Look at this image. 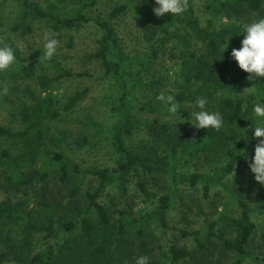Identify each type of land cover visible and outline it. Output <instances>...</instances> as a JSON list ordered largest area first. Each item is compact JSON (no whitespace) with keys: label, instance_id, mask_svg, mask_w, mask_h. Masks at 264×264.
I'll use <instances>...</instances> for the list:
<instances>
[{"label":"rangeland","instance_id":"1","mask_svg":"<svg viewBox=\"0 0 264 264\" xmlns=\"http://www.w3.org/2000/svg\"><path fill=\"white\" fill-rule=\"evenodd\" d=\"M35 1L45 10L62 17L76 15L81 6L80 0ZM252 1L254 12L241 20L227 16L217 6L207 7L204 0H193V6L202 28L218 30L231 24L242 26L264 17V0ZM127 2L134 8L146 9L148 13L142 21H137L133 18L132 10L127 9L110 19L117 38L114 54L131 62L150 56L162 36L158 17L152 11L154 0H97L85 11L91 17L108 18L115 6ZM143 3H146V7ZM23 11L19 0H0V46L14 45L18 52L16 62L7 72L0 73V91L4 87L8 88L7 94L0 95V125L12 131L22 130V113L28 112L37 118L39 103L47 95L54 100V108L58 110L59 116L54 120L43 121L42 139L33 134L21 138L0 135V150L7 149L12 155L30 150L38 159L33 177L26 184H16L10 179V169L0 165V200L7 201L17 215L14 220H0V251L7 255L2 263L36 264L32 256L48 249L53 261L58 264H95L90 249L96 239L84 236L79 224V217L84 212L94 223L97 219L96 211L89 208L87 194L95 192L100 181L88 171L110 170L115 166L118 154L112 144V135L123 116V103H126L129 115L126 132L122 135L126 147L133 152L146 153L154 165H168L169 158L164 146H153L155 131L165 122L173 125L188 118L185 109L190 112L188 106L192 102H179L180 117L165 120L163 114L166 109L156 97L161 91L175 96L184 91L183 66L190 51L172 41L158 52L156 58L128 66L129 72L120 80L115 73H108L101 59L95 56L100 48L102 34L96 26L89 24L79 29L56 27L53 22L30 13L27 18L28 30H13L12 27L20 22ZM173 16L171 30L187 36L191 42L190 50L195 51L197 56H205V46L190 33L183 14ZM49 30L57 34L60 43L56 54L51 59H44V37ZM242 39L243 34L240 42ZM60 69L69 70L74 75L58 79L46 89L37 85L36 75L52 77L58 75ZM78 73L84 74L79 76ZM227 77L222 76V79L226 81ZM237 82L241 84L240 77ZM242 86L241 91L229 86L198 96L208 98L209 110L221 111V102L227 95L245 98L257 91L256 81H247ZM85 88V97L72 109L64 111L68 98ZM258 102H262L260 98L253 100V103ZM238 126L230 125L235 127L232 136H228L226 130L222 141H216L205 153L181 160L174 166L173 172L149 174L138 171L129 177L124 189L112 183L99 191L96 200L107 207L111 216L112 255L113 252H119L122 264H135L136 258L142 255L150 258V264L233 263L234 253L223 248L224 239L234 237L233 230L223 229L217 223L211 229L215 236H202L205 243L203 249L196 246L192 236H182L180 231L204 228L208 223L217 221L219 215L238 216L240 210L237 199L251 207L264 204V186L254 180L248 168L251 157L246 151L242 152V157L230 174L220 181L215 180L222 176L228 161L224 150L233 147L234 141L240 145L246 141L237 132ZM73 140H86V143L81 148L73 149L68 146V142ZM255 146H250V149L254 151ZM57 152L76 163L81 172L69 171L66 179L61 180L56 168L49 166L48 177L41 178L44 160H50ZM181 154L179 149L177 158ZM195 173L214 180L209 184L207 195L204 194L201 180L188 187L189 179ZM173 174L181 183L178 187ZM139 182L144 184V190L139 188ZM163 195H169L166 210L168 229L162 227L153 214ZM46 205L53 208L55 232L44 239L43 232L28 230L26 223H45L52 213ZM251 220L256 227L248 244L253 260L248 259L242 264H264V214L254 211ZM68 221L75 222V228L69 231L63 227ZM124 221L125 229L120 232V225ZM202 233L205 235L206 231ZM171 245L190 252L194 259L172 262L166 255ZM24 246L30 248L29 256L24 254Z\"/></svg>","mask_w":264,"mask_h":264},{"label":"trees","instance_id":"2","mask_svg":"<svg viewBox=\"0 0 264 264\" xmlns=\"http://www.w3.org/2000/svg\"><path fill=\"white\" fill-rule=\"evenodd\" d=\"M22 8L24 9L21 16V20L18 24L12 27L13 30H20L26 32L29 28L27 24V18L30 13L40 19H47L53 22L56 27L64 28H81L83 26L93 24L99 30H101L100 48L95 53V56L101 59L105 66V70L110 73L113 72L121 80L124 74L129 72L128 66L134 63H142L148 60L156 58L158 52L164 49L165 45L174 41L178 45L184 48V50L190 51L187 61L183 66V76L185 82L184 91L177 94L176 100L178 102L190 101L193 102L198 95L207 93L210 90H223L226 87H233L238 91L242 90V84L249 81L244 76L248 77V73L244 72L238 67V64L231 57V51L233 48H239L240 36L238 32L242 29L240 25H228L218 30H208L200 26L194 11L193 0H187L188 8L183 13L184 22L193 37L205 46V56H197L195 51H191V42L189 38L183 34L173 32L171 26L174 22V16L166 14L163 18H158V27L162 33L159 38L156 49L150 56L143 58L133 59L131 62L127 61L124 57L114 54V47L117 45V38L115 36L114 28L110 23V19L116 18L118 15L131 9L133 18L137 21H142L148 14L146 9L134 8L129 2L115 6L108 16V18L91 17L85 11V8L92 6L97 0H80L81 6L74 16L62 17L52 12L45 10L41 4L35 0H19ZM206 6L219 7L221 11L229 17H235L237 20L243 19L254 12L251 7L252 0H204ZM146 7V3H143ZM227 49L222 53L224 47ZM16 50V57H18L17 48L12 45ZM231 47V49H230ZM84 73H78L77 75H83ZM193 74V75H192ZM69 70H61L56 76H46L44 74H38L35 77L37 85L46 89L54 81L73 76ZM222 76H228L224 81ZM241 79V84L237 82V78ZM201 80V83L199 81ZM257 82V91L254 94L247 95L245 98H233L227 95L221 102V113L224 117V126L216 131L214 129H196L191 125V120L184 118L178 121L176 124H169L165 122L159 127L156 133V139L153 146L162 145L166 149L167 157L169 158L168 165H154L151 163L150 157L146 153L133 152L129 150L122 138L124 132H126V125L128 120V111L126 109V103H123L124 110L123 116L120 122L115 126L112 135V144L114 150L118 154V158L115 161V166L112 169L101 170H89L88 172L96 175L99 178V187L93 193H88L89 208H93L96 211L97 219L94 223L88 216L81 213L79 217V224L84 236L88 238L95 237V245L90 249L92 253L93 262L99 264H122L121 254L119 252L112 255V237L113 229L111 224V216L107 207L97 202L96 198L98 193L107 184L115 183L117 187L124 189L125 183L132 175L137 174L138 171H144L149 174H156L160 172H173L174 166L181 160L186 158L190 159L199 153H205L212 145L219 140H223V136H232L235 127H229L230 125H236L237 132L244 136L246 140L243 145L233 142V147H227L224 151L228 158L225 165L223 174L220 178L215 179L220 181L221 178L230 174L238 161L242 157V152L246 151L250 157L254 155V151L250 149V146L256 144V140L252 139L251 125L254 124L253 120V100L260 98L264 102V78L253 79L250 82ZM87 89H83L74 93L68 98L67 103L64 105L63 110L67 111L72 109L78 102H80L86 95ZM125 99V95L122 96V101ZM55 102L49 95L41 99L39 103V116L33 118L30 113L23 112L22 120L24 127L20 131H12L4 126L0 125V135L7 137L21 138L29 134L35 135L38 139H42L44 136L43 121L54 120L59 116L58 110L54 108ZM242 131V133L240 132ZM176 141V142H175ZM86 140H73L68 142V146L73 149L81 148L85 145ZM181 150V157L176 156V152ZM37 156L30 150L12 155L7 149L0 150V165L6 166L11 171L10 179L16 184L29 183L33 177V171L37 162ZM56 168L60 179L64 180L69 174V171L74 173L81 172V169L76 163L68 160L62 153H55L50 160L45 159L42 165L40 177L46 179L48 177V167ZM173 180L178 187L181 183L179 179L173 174ZM199 180L203 182L204 194H208L209 184L214 180L209 177H203L199 174H192L188 187L194 186ZM139 188L144 190V184L139 182ZM169 195H163L160 198L158 208L154 211V215L157 216L160 225L164 228H169L167 222L166 210L168 208ZM239 207L238 216H224L219 215L217 221L210 222L206 227L201 229H195L192 231H180L182 236H192L196 242V246L203 249L205 243L202 240L203 237L215 236L214 232H211L217 223L223 229H231L234 231V237L231 239H224L223 248L234 253V261L232 264H242L246 260H253L248 250V244L251 236L255 231V224L251 220V213L257 211L264 214V204L251 207L248 203L241 199H237ZM46 207L52 213L43 224H31L26 223V228L35 233H44V239L49 238L54 234V221H53V208L49 205ZM17 215L14 208L7 203V201L0 200V220H14ZM140 222V221H139ZM126 222L121 223L119 231L123 232ZM64 229L69 231L75 228V222L68 221L63 225ZM203 231H206L205 235H202ZM66 247V243H64ZM23 252L26 256L31 254V250L28 246L23 247ZM168 252V253H167ZM166 252L172 262H179L188 258H193L192 254L183 248L176 245H171ZM6 253L0 251V264L6 257ZM32 260L36 264H58L53 261V256L48 249H44L42 253H36L32 256ZM95 263V264H96Z\"/></svg>","mask_w":264,"mask_h":264},{"label":"clouds","instance_id":"3","mask_svg":"<svg viewBox=\"0 0 264 264\" xmlns=\"http://www.w3.org/2000/svg\"><path fill=\"white\" fill-rule=\"evenodd\" d=\"M154 5L152 11L158 18H163L166 14L179 16L188 8L187 0H154ZM238 34H243L241 46L232 49L231 57L237 62L241 70L249 74L247 77L249 81L264 78V17L242 25ZM59 43L54 31L46 32L43 43V58L51 59L56 54ZM227 47L228 41L222 53ZM15 62V48L10 45L0 46V73L7 72ZM7 93V87L0 91V95ZM156 99L166 109L163 114L165 120L176 116L180 117V104L176 100L175 94L161 91ZM208 104L209 100L206 96L196 97L188 106L191 111L185 109L188 112V119L191 120V125L196 129L219 131L224 126V117L218 110H209ZM252 111L255 122L251 125V133L253 134L251 138L255 139L257 143L254 155L248 161V168L253 174L254 180L259 185L264 186V102L254 103ZM135 264H150V258L147 255L139 256L136 258Z\"/></svg>","mask_w":264,"mask_h":264}]
</instances>
